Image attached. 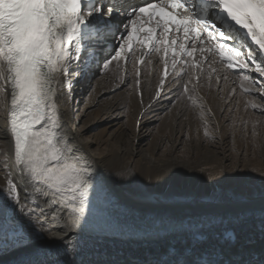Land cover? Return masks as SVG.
I'll list each match as a JSON object with an SVG mask.
<instances>
[{"label": "snow or ice", "instance_id": "snow-or-ice-1", "mask_svg": "<svg viewBox=\"0 0 264 264\" xmlns=\"http://www.w3.org/2000/svg\"><path fill=\"white\" fill-rule=\"evenodd\" d=\"M209 56L218 60L207 63ZM154 58L163 72L153 99L161 97L171 75L169 91L175 94L170 103L179 109L190 100L203 136L214 141L208 116L215 114L204 103L197 105L200 80L206 73L207 87L213 79L228 84V73L234 71L244 93L264 100V0H0V105L3 135L13 146L11 153L0 146V254L19 253L11 264H122L89 258L99 254L100 241L107 238L97 222H110L111 192L97 161L77 140L75 124L70 127L63 119L58 98L73 99L74 84L95 78L97 71H112L126 85L122 73L131 64L134 84L128 86H134L143 104L138 65L151 66ZM259 110L264 114V108ZM194 142L200 143L199 129L193 138L181 126L180 137L173 133L160 156L190 163ZM154 171L149 169V181L193 179L187 168L181 172L167 162L154 165ZM116 174L137 178L131 165ZM143 195L166 206L164 201L176 194L146 189ZM156 219L162 226L176 223L171 216ZM244 222L243 216L234 217L215 243L193 234L194 244L171 245L167 259L145 264H264V252L233 251ZM261 232L264 238V220ZM202 244L207 247L201 249Z\"/></svg>", "mask_w": 264, "mask_h": 264}, {"label": "bare ground", "instance_id": "bare-ground-1", "mask_svg": "<svg viewBox=\"0 0 264 264\" xmlns=\"http://www.w3.org/2000/svg\"><path fill=\"white\" fill-rule=\"evenodd\" d=\"M126 66L127 71L122 73L126 85L109 71L97 77L95 84L89 80L85 85L82 79L75 83L73 99L58 98L63 119L70 127L75 124L73 131L77 140L97 161L99 173L111 192L110 222H97L100 235L107 238L100 241L99 254L89 258L122 264L163 260L171 245L184 249L194 244L193 234L210 238L209 242L215 243L216 237L232 227L230 221L236 216H243L245 222L240 226L239 241L233 251L243 247L245 252L260 249L264 252L261 232L264 220V114L259 110L264 108V100L252 93H244L238 73L234 71L228 73V84L221 80L217 85L213 79L211 88L207 87L205 73V78L200 80L202 87L197 105L204 103L215 114L214 119L208 116L209 130L215 137L212 141L203 136L198 109L193 110L190 100L185 99L179 109L170 103L175 94V89L169 91L171 75L165 80L161 97L153 99L162 74L158 59L154 58L151 66L144 65L141 70L143 104L134 86H128L134 84V75L132 65ZM214 66L221 68L220 63ZM204 67L207 68V64ZM248 86L246 83L245 87ZM114 87L115 93L112 92ZM232 89H235L234 93ZM149 104L151 108H148ZM252 104H257L258 109H253ZM77 117H80L79 124L75 123ZM255 121H259L256 124L258 136L253 138L251 132ZM5 124V110L0 105V146H6L11 153L13 146L3 135ZM217 124L219 131L216 130ZM181 126L184 131H190L193 138L199 129L200 143L196 145L194 142L190 163L170 157L165 161L160 156L162 145L170 142L173 133L179 138ZM179 152L177 146V155ZM2 160L3 155H0ZM164 162L181 172L187 168L193 179L149 181V169L154 175V165ZM124 165L133 167L136 180H125L116 174ZM146 189L155 192L171 190L176 195L164 201L166 206H162L155 199H145L143 192ZM161 215L174 217L176 223L162 226L156 219ZM200 247L203 249L207 244ZM18 255L0 254V264H11ZM201 258L207 259V256Z\"/></svg>", "mask_w": 264, "mask_h": 264}, {"label": "rangeland", "instance_id": "rangeland-1", "mask_svg": "<svg viewBox=\"0 0 264 264\" xmlns=\"http://www.w3.org/2000/svg\"><path fill=\"white\" fill-rule=\"evenodd\" d=\"M97 79L98 78L96 76H95V78H93V82H94L93 84H95L97 82ZM156 125H157V122L153 124V127H156ZM219 239H220V236L216 237V241H218ZM163 251L164 250H162V252ZM261 252H262V250L260 249L257 253H261ZM167 258H168L167 255H164L162 259H167Z\"/></svg>", "mask_w": 264, "mask_h": 264}]
</instances>
